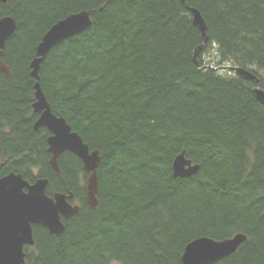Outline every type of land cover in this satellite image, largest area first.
Returning a JSON list of instances; mask_svg holds the SVG:
<instances>
[{"label":"trees","instance_id":"obj_1","mask_svg":"<svg viewBox=\"0 0 264 264\" xmlns=\"http://www.w3.org/2000/svg\"><path fill=\"white\" fill-rule=\"evenodd\" d=\"M0 0V20L17 30L0 71V179H49L47 194L74 195L80 212L60 237L37 226L26 264H183L194 240L244 234L238 251L215 264H264V0ZM89 11L92 26L55 46L40 81L53 112L67 120L99 166V205L87 201L83 162L65 152L52 168L31 63L44 35L68 15ZM212 65L214 68H208ZM207 67V68H206ZM200 166L173 174L175 159Z\"/></svg>","mask_w":264,"mask_h":264},{"label":"water","instance_id":"obj_2","mask_svg":"<svg viewBox=\"0 0 264 264\" xmlns=\"http://www.w3.org/2000/svg\"><path fill=\"white\" fill-rule=\"evenodd\" d=\"M7 0H3L6 2ZM193 15L194 25L201 31L204 43L195 52V64L199 66L198 57L209 41L208 26L201 12L187 5ZM93 24L89 11L83 10L68 15L55 24L43 37L36 50V58L31 63L32 77L35 79V94L37 102L34 105L36 113L40 114L35 124V130L47 128L51 132L48 139L51 165L59 171V157L70 152L76 155L84 164L88 174L87 201L93 208L98 207L99 166L102 157L98 150L92 151L83 137L63 117L57 116L49 103L40 81L42 63L49 52L64 40L75 37ZM17 30V21L11 16L0 20V71L11 75L10 67L3 59L7 40ZM213 68L212 66H208ZM207 68V67H206ZM230 69L243 79L257 83L254 93L264 104V89L261 80L251 71L239 67H223ZM219 70V69H216ZM200 166L186 157L185 151L174 161L173 174L176 178H189L196 175ZM49 180L41 179L30 184L22 174L11 173L0 179V264H26V247L35 245L34 228L47 229L52 235L62 236L66 230L64 220H70L80 212L79 205H73V194L57 193L54 197L47 194ZM248 240L244 234L233 238L217 241L211 238H200L191 242L184 251L183 264H215L234 255ZM200 248L194 256V249Z\"/></svg>","mask_w":264,"mask_h":264},{"label":"snow or ice","instance_id":"obj_3","mask_svg":"<svg viewBox=\"0 0 264 264\" xmlns=\"http://www.w3.org/2000/svg\"><path fill=\"white\" fill-rule=\"evenodd\" d=\"M199 248H200V245H198V247L194 249V256H196V254H197Z\"/></svg>","mask_w":264,"mask_h":264},{"label":"bare ground","instance_id":"obj_4","mask_svg":"<svg viewBox=\"0 0 264 264\" xmlns=\"http://www.w3.org/2000/svg\"><path fill=\"white\" fill-rule=\"evenodd\" d=\"M51 163V162H50ZM53 168V167H52ZM47 180H49V179H47ZM69 194H72V193H69ZM74 199V198H73Z\"/></svg>","mask_w":264,"mask_h":264}]
</instances>
